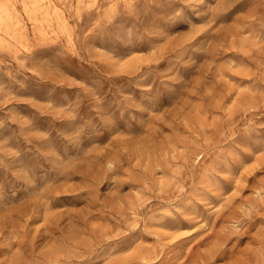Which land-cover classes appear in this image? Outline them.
Segmentation results:
<instances>
[{
  "label": "rangeland",
  "instance_id": "374dc122",
  "mask_svg": "<svg viewBox=\"0 0 264 264\" xmlns=\"http://www.w3.org/2000/svg\"><path fill=\"white\" fill-rule=\"evenodd\" d=\"M0 264H264V0H0Z\"/></svg>",
  "mask_w": 264,
  "mask_h": 264
}]
</instances>
